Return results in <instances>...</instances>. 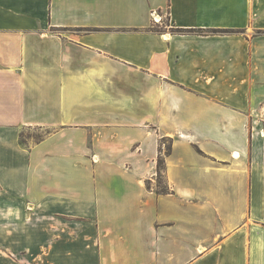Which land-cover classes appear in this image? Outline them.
<instances>
[{"label": "crops", "instance_id": "1", "mask_svg": "<svg viewBox=\"0 0 264 264\" xmlns=\"http://www.w3.org/2000/svg\"><path fill=\"white\" fill-rule=\"evenodd\" d=\"M263 8L0 0V264H264Z\"/></svg>", "mask_w": 264, "mask_h": 264}, {"label": "trees", "instance_id": "2", "mask_svg": "<svg viewBox=\"0 0 264 264\" xmlns=\"http://www.w3.org/2000/svg\"><path fill=\"white\" fill-rule=\"evenodd\" d=\"M160 31V30H158ZM175 31V30H172ZM178 32H184L182 30H177ZM193 32V31H192ZM215 34H224L225 32L223 31H213ZM199 33H203V31H199ZM171 145L167 147L166 154H169L171 152ZM165 162L164 159L160 156L159 162H158V176H157V186H156V191L160 194H169L170 193V188L166 183L165 180Z\"/></svg>", "mask_w": 264, "mask_h": 264}, {"label": "rangeland", "instance_id": "3", "mask_svg": "<svg viewBox=\"0 0 264 264\" xmlns=\"http://www.w3.org/2000/svg\"><path fill=\"white\" fill-rule=\"evenodd\" d=\"M263 11H264V8H263ZM263 17H264V14H263ZM171 26V23L167 20V18H164L163 20V24H162V27L163 28H167V29H170L172 27ZM264 28V27H263ZM262 28V30H258L257 33H260V34H264V29ZM219 31H223L225 33H232V34H235V33H240L241 31L239 30H219ZM44 135V132H40V131H28L25 133L24 137H31V136H34V140H38L40 139L42 136ZM172 143V141L170 140H165L164 141V146L165 147H168L170 146Z\"/></svg>", "mask_w": 264, "mask_h": 264}, {"label": "built area", "instance_id": "4", "mask_svg": "<svg viewBox=\"0 0 264 264\" xmlns=\"http://www.w3.org/2000/svg\"><path fill=\"white\" fill-rule=\"evenodd\" d=\"M162 17H160L159 15L155 14V16H153V20L156 23H160L162 21Z\"/></svg>", "mask_w": 264, "mask_h": 264}]
</instances>
